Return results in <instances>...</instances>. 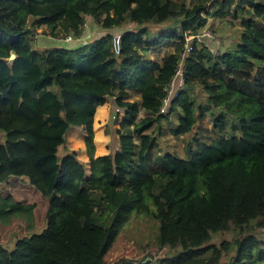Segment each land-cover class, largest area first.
<instances>
[{"label":"trees","instance_id":"1","mask_svg":"<svg viewBox=\"0 0 264 264\" xmlns=\"http://www.w3.org/2000/svg\"><path fill=\"white\" fill-rule=\"evenodd\" d=\"M215 3L219 14L232 5L243 13L238 41L214 54L194 40L182 58L185 34L196 36L211 15L205 0H0V185L24 178L48 198L45 227L11 250L0 244V264H105L132 212L157 221L159 248L178 251L118 264H264V0ZM86 16L107 30L135 27L120 34L117 52L111 33L73 49L33 45L40 26L78 38ZM150 22L168 24L151 33ZM167 39L180 45L162 63L140 54ZM180 62L182 87L162 113ZM110 98L123 113L118 145L94 158L95 109ZM173 113L171 135L190 134L208 113L214 136H194L186 157L156 155L159 120ZM81 127L88 175L76 151L57 154ZM1 192L0 218L31 214L33 205ZM226 231L230 241L209 244Z\"/></svg>","mask_w":264,"mask_h":264},{"label":"rangeland","instance_id":"2","mask_svg":"<svg viewBox=\"0 0 264 264\" xmlns=\"http://www.w3.org/2000/svg\"><path fill=\"white\" fill-rule=\"evenodd\" d=\"M178 3H184L187 7H191L199 0H173ZM207 6L210 8L211 15L207 16V22L201 28L196 37L197 43L207 46L214 54H218L231 47L233 43L238 41L239 33L241 31L240 19L242 12L234 14L229 9H223V14H219L218 5L215 0H205ZM245 9H248L247 7ZM168 23L161 25L153 24L152 22L146 24L151 33L158 32ZM134 24H125L124 27L103 29L91 17H84L83 31L76 39V42L69 44H62L63 37H53L49 34L45 26H40L35 30L33 37V45L42 50L64 47V48H78L82 45L91 44L99 40L107 33L112 35L122 33L126 29L134 28ZM185 39L191 40L192 35L185 34ZM185 43V42H184ZM180 45V41L167 39L159 46L154 48L139 47V52L142 57L152 61L162 63L171 53L175 52ZM73 46V48H72ZM179 78V77H178ZM181 87L173 86L167 90L169 99L163 105L164 113L169 109L170 100ZM196 94L199 95L198 101L204 104V97L199 89H196ZM201 95V96H200ZM115 109L113 99L108 101L95 109L92 130H93V157L96 158L101 155L112 153L117 147L118 136L115 131L120 127L123 120V113ZM178 113L170 115L168 120H159L161 134L157 137V147L155 148L156 155H163L165 152H171L181 157L187 156V147L189 142L193 141L194 136H201V138L210 140L214 136L212 121L209 114L198 120L192 132L184 136H173L170 134V129L178 121ZM145 117V113L139 108L137 120ZM87 136L86 130L81 128H72L66 136L65 143L58 148V156L76 151L77 158L84 164L85 172L90 173L88 149L85 143ZM3 139V134H2ZM193 147V145H192ZM194 149V147H193ZM24 178H11L4 184L0 185L1 194L3 196L9 195L14 201H21L24 204L34 206L31 214L13 213L0 218V244L11 250L17 239L28 236L33 232H40L45 227V211L47 207L48 198L38 193L32 186L27 184ZM150 208H153L150 205ZM157 221L145 213L132 212L127 220L122 224L120 231L115 238L111 248L105 256V264H118L122 259L140 260V259H159L165 256L173 255L178 249H171L168 247L159 248L156 242ZM258 236L263 234L257 233ZM234 236L233 232L226 231L223 233H216L211 236L209 244L218 246L222 241H230ZM226 260V259H223Z\"/></svg>","mask_w":264,"mask_h":264},{"label":"built area","instance_id":"3","mask_svg":"<svg viewBox=\"0 0 264 264\" xmlns=\"http://www.w3.org/2000/svg\"><path fill=\"white\" fill-rule=\"evenodd\" d=\"M193 37L194 38L192 39V41L184 38V42L185 43H184V52L182 54V58H184L187 55V53L191 51L192 45L194 43V40H197L195 36H193ZM119 38H120V33H116V34L113 35V49L115 50V52H117L118 48H119ZM75 40L76 39L72 35H68L66 37H63L62 44H69V43L75 42ZM59 48H61V47H59ZM181 66H182V62L179 63V67H178V69L176 71V75H175L174 79L170 82L168 90L171 89L172 86H173V88L174 87H176V88L182 87L183 76H182V68H181ZM165 102H166V99L163 101V103H165ZM161 112L162 113L164 112L163 107L161 109Z\"/></svg>","mask_w":264,"mask_h":264},{"label":"water","instance_id":"4","mask_svg":"<svg viewBox=\"0 0 264 264\" xmlns=\"http://www.w3.org/2000/svg\"><path fill=\"white\" fill-rule=\"evenodd\" d=\"M15 58V55L12 53V54H10V56H9V60H13Z\"/></svg>","mask_w":264,"mask_h":264},{"label":"crops","instance_id":"5","mask_svg":"<svg viewBox=\"0 0 264 264\" xmlns=\"http://www.w3.org/2000/svg\"><path fill=\"white\" fill-rule=\"evenodd\" d=\"M75 42H76V40H75ZM59 46H61V45H59ZM57 48H59V47L57 46ZM72 48H73V46H72Z\"/></svg>","mask_w":264,"mask_h":264}]
</instances>
